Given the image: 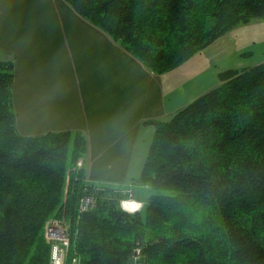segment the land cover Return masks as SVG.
I'll list each match as a JSON object with an SVG mask.
<instances>
[{"label":"trees","instance_id":"1","mask_svg":"<svg viewBox=\"0 0 264 264\" xmlns=\"http://www.w3.org/2000/svg\"><path fill=\"white\" fill-rule=\"evenodd\" d=\"M65 1L158 75L264 20V0ZM220 78L170 120L146 122L155 134L133 182L150 194L131 213L118 185L77 166L82 132L18 133L14 64L0 60V264H49L44 227L63 215L78 264H133L137 248L144 264H264V62Z\"/></svg>","mask_w":264,"mask_h":264},{"label":"crops","instance_id":"2","mask_svg":"<svg viewBox=\"0 0 264 264\" xmlns=\"http://www.w3.org/2000/svg\"><path fill=\"white\" fill-rule=\"evenodd\" d=\"M0 60L14 64L18 133L82 132L88 180L117 186L142 172L155 134L146 122L170 120L222 85L220 74L264 62V20L158 75L65 0H0Z\"/></svg>","mask_w":264,"mask_h":264},{"label":"built area","instance_id":"3","mask_svg":"<svg viewBox=\"0 0 264 264\" xmlns=\"http://www.w3.org/2000/svg\"><path fill=\"white\" fill-rule=\"evenodd\" d=\"M78 165L82 166L83 162L79 161ZM91 201L92 200L90 198H85L82 209H86ZM132 204L126 203V206L129 209L135 207L136 210L134 211L126 210L125 203L123 204V207H125V210L128 212H135L141 207H139V205L136 206L137 204ZM46 235V237H48V239L53 242L51 246L50 264H78L77 257H71L69 254L71 242L68 231L65 230V228H60L56 225H50ZM142 257V252L140 250L136 251L133 255V264L140 261Z\"/></svg>","mask_w":264,"mask_h":264},{"label":"rangeland","instance_id":"4","mask_svg":"<svg viewBox=\"0 0 264 264\" xmlns=\"http://www.w3.org/2000/svg\"><path fill=\"white\" fill-rule=\"evenodd\" d=\"M204 58H205V56H204ZM79 161L83 162L84 160L81 159ZM79 161H78V163H79ZM78 163H77V166L81 167L78 165ZM84 163L85 162H83L82 166H84ZM87 180H88V178H87ZM88 181H90V180H88ZM118 186H117V188H119L118 190H120V194L122 195L121 207L124 210H125V207H123L124 203H128V204L133 203L132 205L137 204L136 206H138V205H139V207L141 206L140 209H138L137 211H143L144 210V206H145V204L148 200L149 194H150V189L148 188V186L136 185L134 182H132V183L131 182H123L122 184H118ZM83 203H84V199H83ZM83 203H82V206H83ZM131 213H134V212H131ZM50 225H53V226L56 225V226H59L60 228H65V230H67L68 232H70V227H69V223L66 220V218L64 217V215L63 216H57V217H51L47 221V223L45 224V227H44V238H45L46 242H48L50 244V255H51V246H52L53 242L50 241L48 239V237H46L47 236L46 235L47 230L49 229ZM50 255H49V260H50ZM143 260H144V257L135 264H144ZM49 264H50V262H49Z\"/></svg>","mask_w":264,"mask_h":264},{"label":"clouds","instance_id":"5","mask_svg":"<svg viewBox=\"0 0 264 264\" xmlns=\"http://www.w3.org/2000/svg\"><path fill=\"white\" fill-rule=\"evenodd\" d=\"M125 207H126V210H131V211H134V210H136V208L135 207H133V208H127V206H126V203H125Z\"/></svg>","mask_w":264,"mask_h":264},{"label":"bare ground","instance_id":"6","mask_svg":"<svg viewBox=\"0 0 264 264\" xmlns=\"http://www.w3.org/2000/svg\"><path fill=\"white\" fill-rule=\"evenodd\" d=\"M131 211V210H130ZM138 250H140L141 251V249L140 248H137L135 251H134V253L136 252V251H138ZM78 260V259H77Z\"/></svg>","mask_w":264,"mask_h":264}]
</instances>
